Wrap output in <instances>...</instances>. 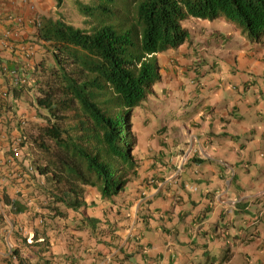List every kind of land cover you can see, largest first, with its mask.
Returning a JSON list of instances; mask_svg holds the SVG:
<instances>
[{"label":"crops","instance_id":"0c3cea01","mask_svg":"<svg viewBox=\"0 0 264 264\" xmlns=\"http://www.w3.org/2000/svg\"><path fill=\"white\" fill-rule=\"evenodd\" d=\"M56 10L55 0L3 5L0 64L19 66L30 79L28 86L42 73L38 62L46 56L32 42L35 21ZM7 14L18 20H8ZM232 26L199 34L187 28L191 42L156 54L161 92L182 95L189 103L176 102L164 110L163 119L170 113L176 117L182 112L183 117L142 141L135 180L120 202L102 200L86 187V206L64 218H47L36 230L46 242L31 246L37 252L28 255L29 247L11 231L13 223L28 229L31 216L9 211L0 200L6 223L0 228V264L9 247L29 264H37V254L49 264H264V36L263 43L252 45L241 31L233 35ZM165 54L171 55L167 68L159 61ZM31 92L26 86L10 99L26 121L23 130L3 123L12 136H28L36 124ZM176 127L182 132L172 134ZM224 163L232 167V179ZM142 191L147 198L139 197ZM6 193L16 198L12 185ZM85 217L99 222L91 228L81 220ZM110 229L115 232L107 236ZM225 250L226 261L217 262Z\"/></svg>","mask_w":264,"mask_h":264},{"label":"trees","instance_id":"16d2710c","mask_svg":"<svg viewBox=\"0 0 264 264\" xmlns=\"http://www.w3.org/2000/svg\"><path fill=\"white\" fill-rule=\"evenodd\" d=\"M65 1L73 2L82 27L61 15H43L35 21L32 39L49 53L52 64H45V56L38 62L48 79L36 103L46 114L31 140L42 154L37 169L56 188L47 191L49 217L61 218L86 206V186L102 200L125 193L127 169L137 173L127 123L133 109L156 93V54L191 42L188 20L221 18L259 43L264 35V0H55V7ZM4 203L15 213L24 210L16 201ZM81 220L91 228L99 222ZM114 232L110 229L107 236ZM2 263L9 264V257Z\"/></svg>","mask_w":264,"mask_h":264},{"label":"rangeland","instance_id":"374dc122","mask_svg":"<svg viewBox=\"0 0 264 264\" xmlns=\"http://www.w3.org/2000/svg\"><path fill=\"white\" fill-rule=\"evenodd\" d=\"M84 3L88 2L89 0H80ZM52 16L56 17L58 15H61L64 20L70 24H72L73 26L76 27H82V17L79 15L77 9L75 8L74 4L72 1H65L62 8L57 9L54 14H51ZM186 28H188L191 32H195L197 34H199L202 30H210V32H213L215 29H219L221 30V28H229L227 26H232V25H228L224 22L223 19L218 18L215 19L214 21H206V20H198V19H190L188 20V22L185 24ZM233 29H231L232 34L234 35L235 33H237L238 35H240V30L237 29L234 25L231 27ZM192 36L196 37L193 33ZM261 38H263V36H261ZM245 41H247L248 43L252 44V45H260L259 42H255L253 40H251L250 38L247 37V35L245 34L244 37ZM167 54V53H166ZM164 58H160V64H162L164 66V68H167L168 66H170V56L168 55ZM40 56V54H39ZM45 59V64L51 65L52 61L50 58L49 53L46 52V56L43 57ZM38 76V79H36L33 83V86H28L27 90L28 91H32L30 98L32 100L33 106H35L36 110H37V114L39 115V117L36 119V123H40L42 122L46 112L43 108H40L37 106L36 103V98H35V94L37 93L38 95V89L42 88V86L44 85V82L46 81V79H48V75L41 73L36 75ZM200 82H198L199 85ZM160 86V85H159ZM192 86H195L194 84H192ZM156 88V93L154 94L153 97L148 98V100L141 106L136 107L133 109L132 113H131V118L130 121L127 123V132L130 133L134 140H135V145L134 148L132 150V155L134 156V159L136 162H139L140 159L139 156V152L141 151V143L142 141H145V138L148 136H151L153 133H158L160 131V129H167L169 128V125L172 124V126H176L178 122L176 121H171L169 122L171 119L173 118H181L183 117L182 112L177 115L176 117L174 115L171 116L172 113H170L167 117V119H163L164 117V110L167 109H171L172 104L176 103V102H181L183 98L182 95L181 96H174L172 94H164L161 92L160 88L157 86ZM189 88H190V84H189ZM175 100V101H174ZM189 99L186 98L184 99L181 103L182 105H187ZM180 104V103H179ZM184 106V107H185ZM159 115V116H157ZM37 125L33 124L32 126H30L28 128L29 132H31V138H35V136L37 135ZM177 129H175V131L172 132V134H177L178 132H182L179 131V128L176 127ZM183 129V127H182ZM163 131H161V135L162 136ZM158 135V134H157ZM140 147V148H139ZM166 150L168 151V148H166ZM31 155L34 161L36 162H42V154L38 151H34L33 149H31ZM169 157H172L173 154H167ZM193 156V155H192ZM138 166V163H136ZM228 164V163H226ZM225 165V163H224ZM173 166V165H172ZM127 184H126V188H125V192L127 190V188H131L133 185V182L135 180V176L132 173V170L127 169ZM136 170V169H135ZM157 178V176L155 175L153 178L150 179V181L148 182V185L152 184L153 181ZM56 189V188H53ZM130 190V189H129ZM131 191V190H130ZM91 195L94 193L95 195H98L97 191L95 190V188L91 189V192H89ZM94 195V196H95ZM125 195L122 194V196ZM146 197L148 196L147 192H145ZM129 195L127 194L126 198H128ZM122 197H117L114 200L115 201H121ZM230 250L231 247L229 246ZM227 250H225V252L223 253V255L219 256L217 258V262H224L226 261L227 256L229 255V251L226 252ZM24 252V250L22 251V253ZM36 254L37 251H35V249L31 246H29L27 254L29 255L30 253ZM26 253V252H25ZM39 255V254H38ZM36 257V256H35ZM211 264V261L208 263Z\"/></svg>","mask_w":264,"mask_h":264},{"label":"built area","instance_id":"2783aa9c","mask_svg":"<svg viewBox=\"0 0 264 264\" xmlns=\"http://www.w3.org/2000/svg\"><path fill=\"white\" fill-rule=\"evenodd\" d=\"M3 4V0H0V13ZM8 20H18V18L10 14ZM7 33L10 34L9 31ZM28 83L29 78L19 66L8 67L0 64V199L4 198L5 189L11 182L14 185L15 194L24 197L32 176L40 177L29 164L27 138L23 134L11 136L1 128L4 117L15 118V113L9 106L10 99L13 98L16 90L24 88ZM20 125H24V122L20 121ZM38 222H41V218H38Z\"/></svg>","mask_w":264,"mask_h":264},{"label":"clouds","instance_id":"9594fccd","mask_svg":"<svg viewBox=\"0 0 264 264\" xmlns=\"http://www.w3.org/2000/svg\"><path fill=\"white\" fill-rule=\"evenodd\" d=\"M26 86L28 87V85H26ZM22 89L23 88H21V90ZM12 99H14V96ZM9 106L11 107L12 112L15 113V118L8 119V118L4 117L3 121H2L1 128L10 134V131H8L4 128L3 123L5 121H10V122L15 123L16 125H18L20 127L19 130H23V128L25 127L26 121L24 120V118H22V116L20 114H18L16 112V110H14L12 108L11 101H9ZM20 121H23L24 125L21 126ZM36 125H37V123H36ZM19 134H23L27 138V142H28V150H27L28 156L27 157L29 160V164H30L31 168L39 174L40 177L36 178L33 175L32 178L30 179V183L27 185L25 196L23 197L20 194H15L16 198H14V199H10L9 195L6 193V189L8 186L12 185L14 187L13 183L11 182V184L8 185L5 189L4 198L0 199V200L3 202L4 205H8V204L4 203V199H8V201H11V202L12 201L18 202L21 206L24 207V210L22 212H25L27 214L29 213L28 215L31 216V222H30L31 226L28 229L25 227H21L18 224L16 225L15 223H13L14 225H13V228L11 231V235L21 237L22 242H24L26 247L34 246V245H36L38 247H43L42 244H44L46 242V239L43 238L42 236H38L36 234V230L38 228L44 227L46 219L49 218V215L51 214V212L49 211V205H51L50 204L51 203L50 202L51 196L48 194L47 191L53 192V191H56V189H53L54 187H53V185H51V182L47 179V177L44 174L40 173V171L36 167V163H39V162H36L33 160L32 155H31V149H33L34 151H38V149L36 148V146L32 142L31 135L27 136L25 132H20L17 135H19ZM225 168H226L227 176L230 179H232V177L234 175V171H233L232 167L230 168L229 165L225 163ZM30 187H32V191L34 192V195H33V192L29 191ZM30 195H32V197ZM139 197L140 198H147L144 191H142L139 194ZM9 211H11L10 207H9ZM22 212H19V213H22ZM13 213H15V212H13ZM38 218H41L40 223L38 222ZM0 222H1L0 228H3L6 226V223L4 222V219L2 220L1 216H0ZM14 249H16V248L9 247V252H8L7 256L5 257V258L9 257V260H10L9 264L25 263L23 261V259L21 258L20 254L18 253L17 249H16L15 254L11 253V251ZM37 256L42 259V257L40 255L37 254ZM38 257H36L37 258L36 262H37V264H41V262H40L41 259L38 260ZM14 259H16V260H14ZM34 264H36V263H34Z\"/></svg>","mask_w":264,"mask_h":264}]
</instances>
